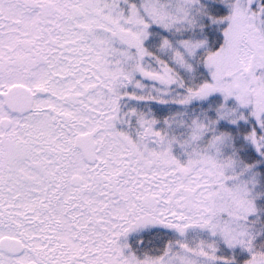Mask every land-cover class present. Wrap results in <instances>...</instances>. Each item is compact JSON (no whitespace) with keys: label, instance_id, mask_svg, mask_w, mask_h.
Instances as JSON below:
<instances>
[{"label":"snow or ice","instance_id":"1","mask_svg":"<svg viewBox=\"0 0 264 264\" xmlns=\"http://www.w3.org/2000/svg\"><path fill=\"white\" fill-rule=\"evenodd\" d=\"M0 264H264V0H0Z\"/></svg>","mask_w":264,"mask_h":264}]
</instances>
